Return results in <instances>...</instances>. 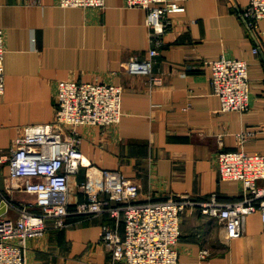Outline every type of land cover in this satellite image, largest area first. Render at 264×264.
Instances as JSON below:
<instances>
[{
  "label": "crops",
  "instance_id": "1",
  "mask_svg": "<svg viewBox=\"0 0 264 264\" xmlns=\"http://www.w3.org/2000/svg\"><path fill=\"white\" fill-rule=\"evenodd\" d=\"M172 1L185 10L170 16L148 76L122 68L131 59L148 58L145 10L128 8L124 0H105L103 9L63 8L57 0H0V202L7 203L5 217H18L10 205L34 208L25 180L10 178L8 158L26 126L54 121L59 81L121 87L120 122L81 127L80 148L84 165L118 171L135 182L138 201L181 195L197 202L211 195L221 203L242 199L240 182L219 179L216 157L221 150L238 149L264 156V20L256 31L247 29L240 12L248 0ZM220 57L248 63L246 113L221 112L218 97L211 94L210 64ZM85 179L84 167L70 177V209L85 199L79 190ZM259 185L264 188V181ZM68 223L28 241L27 264H112L98 243L102 225L110 223L107 216H70ZM180 230L176 264H264L258 212L246 218L244 232L230 242L222 225L198 207L183 211Z\"/></svg>",
  "mask_w": 264,
  "mask_h": 264
},
{
  "label": "built area",
  "instance_id": "2",
  "mask_svg": "<svg viewBox=\"0 0 264 264\" xmlns=\"http://www.w3.org/2000/svg\"><path fill=\"white\" fill-rule=\"evenodd\" d=\"M63 8L103 9L105 0H57ZM128 8L146 11L145 25L150 32L148 58L131 59L122 68L131 74L151 75L152 58L158 53L161 36L170 28V16L184 12L172 0H124ZM247 29L254 32L264 20V0H248L240 12ZM256 53L257 50L255 49ZM4 32L0 28V98L4 93ZM210 91L220 101L224 113L249 111L248 63L244 59L220 57L210 64ZM152 83H159L152 77ZM122 89L116 85L59 81L54 121L26 126L14 140L8 158L11 179H24V191L34 197V208L10 205L16 219L0 216V264H27L28 241L45 235L48 229L68 227L70 216H107L98 243L112 264H176L181 236V216L187 208H199L202 215L216 219L225 230L227 242L244 232L246 218L259 213L264 230V156L243 149L217 153V173L221 181H238L242 199L221 203L216 195L197 202L186 195L162 201H138V185L118 171L84 165L81 152L84 126L106 127L118 124L122 117ZM85 168V181L79 190L85 199L70 209L69 179ZM206 251L200 253L204 258Z\"/></svg>",
  "mask_w": 264,
  "mask_h": 264
},
{
  "label": "water",
  "instance_id": "3",
  "mask_svg": "<svg viewBox=\"0 0 264 264\" xmlns=\"http://www.w3.org/2000/svg\"><path fill=\"white\" fill-rule=\"evenodd\" d=\"M7 203L5 201L0 202V216L4 215L7 212Z\"/></svg>",
  "mask_w": 264,
  "mask_h": 264
}]
</instances>
